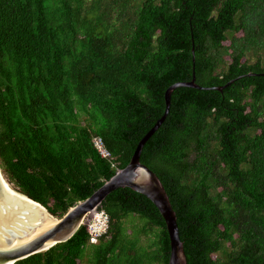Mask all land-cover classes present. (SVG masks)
Instances as JSON below:
<instances>
[{
	"label": "trees",
	"instance_id": "16d2710c",
	"mask_svg": "<svg viewBox=\"0 0 264 264\" xmlns=\"http://www.w3.org/2000/svg\"><path fill=\"white\" fill-rule=\"evenodd\" d=\"M193 74L207 89L174 88L140 162L164 186L187 264H264V0H0L4 180L61 217L127 164L165 89ZM99 208L97 243L81 225L13 264H167L149 199L116 188Z\"/></svg>",
	"mask_w": 264,
	"mask_h": 264
},
{
	"label": "water",
	"instance_id": "95a60500",
	"mask_svg": "<svg viewBox=\"0 0 264 264\" xmlns=\"http://www.w3.org/2000/svg\"><path fill=\"white\" fill-rule=\"evenodd\" d=\"M226 85L228 83L213 88L222 90ZM179 86L207 89L195 83L194 74L190 81L176 82L168 86L163 94V114L139 139L127 164L116 170L88 197L74 203L59 218L40 203L14 191L3 181L0 171V264H13L19 259L66 241L82 225L83 219L100 207L111 191L124 187L144 195L159 211L169 238L167 264H187L176 214L164 186L157 175L140 162L143 145L164 121L170 108L171 93Z\"/></svg>",
	"mask_w": 264,
	"mask_h": 264
},
{
	"label": "built area",
	"instance_id": "2783aa9c",
	"mask_svg": "<svg viewBox=\"0 0 264 264\" xmlns=\"http://www.w3.org/2000/svg\"><path fill=\"white\" fill-rule=\"evenodd\" d=\"M93 144L101 157L108 158L110 156L109 151L104 146L100 137H94ZM108 221L109 217L107 213L100 208H97L95 211L91 212L88 217L83 219L82 225H85L90 243L98 242L100 237L106 232Z\"/></svg>",
	"mask_w": 264,
	"mask_h": 264
},
{
	"label": "bare ground",
	"instance_id": "6f19581e",
	"mask_svg": "<svg viewBox=\"0 0 264 264\" xmlns=\"http://www.w3.org/2000/svg\"><path fill=\"white\" fill-rule=\"evenodd\" d=\"M3 178V177H2ZM3 181L5 182V183H7L5 180H4V178H3ZM8 184V183H7ZM9 185V184H8ZM10 186V185H9ZM11 187V186H10ZM12 188V187H11ZM13 189V188H12ZM14 190V189H13ZM15 191V190H14ZM18 193V192H17ZM48 224H46V226H47Z\"/></svg>",
	"mask_w": 264,
	"mask_h": 264
},
{
	"label": "rangeland",
	"instance_id": "374dc122",
	"mask_svg": "<svg viewBox=\"0 0 264 264\" xmlns=\"http://www.w3.org/2000/svg\"><path fill=\"white\" fill-rule=\"evenodd\" d=\"M57 218H59V217H57ZM226 246H228V244H226Z\"/></svg>",
	"mask_w": 264,
	"mask_h": 264
}]
</instances>
